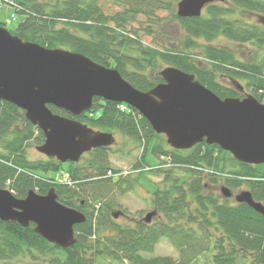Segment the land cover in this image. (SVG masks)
Masks as SVG:
<instances>
[{
	"label": "trees",
	"instance_id": "1",
	"mask_svg": "<svg viewBox=\"0 0 264 264\" xmlns=\"http://www.w3.org/2000/svg\"><path fill=\"white\" fill-rule=\"evenodd\" d=\"M13 1L20 8L13 10L19 22L9 30L12 35L47 48L81 53L116 69L136 89L148 91L163 82L158 70L164 65L194 75L220 98L239 97L236 80H244L262 102L264 63L241 61L232 50L211 43L225 38L264 49V0L216 1L193 18L176 16L173 3L179 0H170L173 5L164 0H110L124 6L112 15L102 11L98 0ZM157 10L169 11L185 33L175 47L159 50L128 37L126 26L138 14L159 20ZM253 18L255 22L250 21ZM191 49L200 50L204 64L192 57ZM218 75L231 79L236 88L220 83ZM118 106L94 97L91 109L79 116L51 105L48 108L93 130L118 132L142 146L134 172L153 170L163 175L161 185L149 197L157 211L150 223L141 218L119 224L113 218L118 203L112 190L132 187L130 176L122 177L109 163L111 147L93 149L77 163H60L54 158L30 160L25 147L32 141L41 145L42 132L22 110L0 101V189H8L18 199L30 190L45 195L53 189L58 202L86 216L84 223L74 226L76 242L68 249L45 241L33 224L21 227L0 220V264H16L12 260L24 253L49 256L50 264H97L101 256L127 264H190L206 252L212 264H261L264 217L245 204L231 203L219 190L225 186L240 192L244 187L255 201L264 204V164L241 163L219 146L204 142L188 150L172 149L135 109L120 111ZM148 152L157 158L156 168L147 164ZM64 172L69 174V182L54 178ZM163 237L178 249V260L144 255L153 252Z\"/></svg>",
	"mask_w": 264,
	"mask_h": 264
},
{
	"label": "water",
	"instance_id": "2",
	"mask_svg": "<svg viewBox=\"0 0 264 264\" xmlns=\"http://www.w3.org/2000/svg\"><path fill=\"white\" fill-rule=\"evenodd\" d=\"M224 0H179V18L200 17L204 7ZM163 82L141 91L114 68L64 48H47L23 41L0 26V101L24 111L25 118L43 134L36 150L60 163H77L93 149L110 147L114 136L53 113L48 105L79 116L89 111L93 98L125 103L135 109L166 143L175 150H188L198 143L217 145L245 164H264V104L252 94L220 98L194 75L166 66L159 72ZM224 198L232 197L221 187ZM234 201L245 204L264 217V205L249 191L237 193ZM157 214L148 212L145 223ZM119 213H113L117 218ZM0 220L34 231L61 249L75 245L74 226L86 216L58 202L54 190L39 195L30 190L18 199L0 189ZM264 264V254L263 261Z\"/></svg>",
	"mask_w": 264,
	"mask_h": 264
},
{
	"label": "rangeland",
	"instance_id": "3",
	"mask_svg": "<svg viewBox=\"0 0 264 264\" xmlns=\"http://www.w3.org/2000/svg\"><path fill=\"white\" fill-rule=\"evenodd\" d=\"M12 1L0 0V24L3 23L5 25L0 26L7 30H13L19 22L17 16H15V20H13L11 16L13 14L14 8H20V4L15 1ZM164 1L170 3L171 5L174 4V13L176 14L178 2L176 4H172V1L170 0ZM2 2L4 4H2ZM98 4L100 5L102 11L107 15H112L113 13L121 11L124 8V6H118L110 0H98ZM170 14L171 13L167 10L155 11V17L159 20L147 18L143 14H138L135 20L126 26V29L128 30V37L131 40L138 39L140 43L157 48L159 50L169 47H175L179 42L183 40L185 33L182 31L180 24L175 21ZM250 21L255 22V19H250ZM211 45L221 47L223 46L232 50L235 53V56L241 61L245 62L247 59H250L251 61L257 64L264 63V49H258L250 43L237 45L225 38H217L211 43ZM190 52L192 57L195 60L199 61L198 63H200V65L205 63V61L201 57L199 49H191ZM164 67V65L160 66L158 71H160ZM217 80L226 86L232 87L233 89L236 88V83L225 76L218 75ZM236 82L240 86H242V90H238L240 96L252 94L250 90L246 87V82L244 80L237 79ZM261 103L264 104V96L262 98ZM98 114L99 112L96 113V115ZM113 135L115 137V143L111 146V149L109 151V163L121 171V173L123 174L122 177L130 176V182L132 187L126 188L124 191H120L117 186L112 190L111 195L118 203V205H116V208H114L113 212L124 210L126 214H123L121 212L122 214L119 215L115 219V221L119 224H129L132 223L131 219L139 220L143 218L148 212L154 210V208L149 202V197L151 193L159 185H161L163 175L153 170H143L140 174H138V172H134L135 169L133 165L140 156V153L142 152V146L137 145L132 140L119 134L118 132H113ZM160 141L164 144L165 138H161ZM35 147L36 145L34 144V141L27 143V146L25 147L27 157L30 160L45 159L46 157L39 153ZM145 160L147 164L152 167H155L158 163L157 158L154 157L151 152L147 153ZM120 186L125 187V184L123 185L122 183ZM242 190L246 189L242 187L240 191ZM232 192V195H235L239 192V190H235ZM229 200L232 203L234 201L233 196ZM144 255L169 256L174 260H178L180 256L178 249H176L171 244V242L164 237L159 239V241L154 247L153 252L145 253ZM210 258V253L206 252L198 256L197 259H195L190 264H212ZM12 262L16 264H50L49 256H39L38 254H34L32 256L29 253L19 255L14 260H12ZM96 263L127 264L126 262L115 261L104 256L98 257Z\"/></svg>",
	"mask_w": 264,
	"mask_h": 264
},
{
	"label": "built area",
	"instance_id": "4",
	"mask_svg": "<svg viewBox=\"0 0 264 264\" xmlns=\"http://www.w3.org/2000/svg\"><path fill=\"white\" fill-rule=\"evenodd\" d=\"M119 109L121 111H124L126 109V107L122 104V105H119ZM61 180L64 181V182H67L68 181V175L62 176Z\"/></svg>",
	"mask_w": 264,
	"mask_h": 264
}]
</instances>
